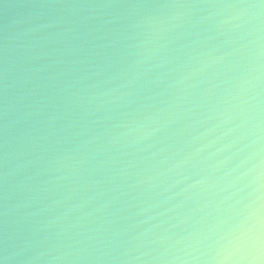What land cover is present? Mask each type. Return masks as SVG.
<instances>
[{
	"label": "water",
	"instance_id": "obj_1",
	"mask_svg": "<svg viewBox=\"0 0 264 264\" xmlns=\"http://www.w3.org/2000/svg\"><path fill=\"white\" fill-rule=\"evenodd\" d=\"M0 264H264V0H0Z\"/></svg>",
	"mask_w": 264,
	"mask_h": 264
}]
</instances>
